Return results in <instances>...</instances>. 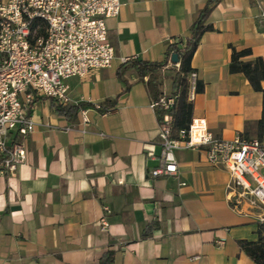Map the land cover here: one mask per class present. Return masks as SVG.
Here are the masks:
<instances>
[{"label":"crops","instance_id":"1","mask_svg":"<svg viewBox=\"0 0 264 264\" xmlns=\"http://www.w3.org/2000/svg\"><path fill=\"white\" fill-rule=\"evenodd\" d=\"M120 1L119 16L106 20L111 66L70 81L69 98L86 104L89 123L79 126L78 117L55 114L49 99H34L26 161L14 176H0V264H99L107 250L115 252L111 264H255L236 242L256 240L258 222L230 208L228 172L210 166L203 147L174 149L176 174L149 176L161 165L158 119L133 71L114 107L92 108L120 94L115 71L125 60H162L206 0ZM262 10L264 0H221L191 58L203 84L192 118L224 140L257 138L262 94L228 65L232 49H249L244 60L260 58L264 66ZM170 91L166 77L162 92ZM148 225L151 233L142 237Z\"/></svg>","mask_w":264,"mask_h":264},{"label":"built area","instance_id":"2","mask_svg":"<svg viewBox=\"0 0 264 264\" xmlns=\"http://www.w3.org/2000/svg\"><path fill=\"white\" fill-rule=\"evenodd\" d=\"M122 6L120 0H0V176H14L26 161L23 138L35 127L31 112L36 96L77 104L69 98L70 81L111 66L114 49L106 20L118 17ZM258 19L264 22V10ZM196 82V72L191 71L190 102ZM175 99L163 93L151 102L158 119L161 165L149 176L176 174L174 149L203 147L208 164L228 172L225 189L230 208L264 224V137L237 134L224 140L208 131L204 119L192 118L187 130L171 139ZM92 108L99 112L102 105L94 103ZM77 117L79 126L89 123L85 107ZM145 150L147 157H153L152 145H145Z\"/></svg>","mask_w":264,"mask_h":264},{"label":"trees","instance_id":"3","mask_svg":"<svg viewBox=\"0 0 264 264\" xmlns=\"http://www.w3.org/2000/svg\"><path fill=\"white\" fill-rule=\"evenodd\" d=\"M221 0H206L205 5L198 10L196 18L188 28V34L174 42H170L165 50L164 57L160 61H146L139 59L125 60L115 71L116 78L122 84L120 94L115 98L106 100L99 111L104 113L114 107L118 98L127 93L131 84L126 80L125 74L133 71L137 81L145 86L148 97L154 101L163 94L162 83L166 77L171 81V91L169 95L176 96L174 105L170 110L172 116L170 127V138L177 139L180 130H187L192 119V102L187 100L188 83L187 76L192 71L190 62L198 46L201 36L212 29L208 18ZM177 54L178 67L171 66L166 68L170 62L171 55ZM250 56L249 49L236 51L232 49L230 63L228 65L229 73H241L249 82L252 89L262 94V114L256 122L257 138L264 137V88L261 82L264 81V66L260 58L244 60ZM169 74L166 76L164 72ZM203 84L196 82L195 93H201ZM50 107L58 116L65 118L70 122H75L78 111L86 106L84 103L60 104L53 99H49ZM158 114V110H157ZM151 225H148L143 231L142 237H147L151 233ZM238 248L255 264H264V224L258 223L256 229V240L249 241L245 239L237 240ZM114 251L107 250L99 258V264H111L114 258Z\"/></svg>","mask_w":264,"mask_h":264},{"label":"water","instance_id":"4","mask_svg":"<svg viewBox=\"0 0 264 264\" xmlns=\"http://www.w3.org/2000/svg\"><path fill=\"white\" fill-rule=\"evenodd\" d=\"M170 61H171L172 63H177V61H178V60H177V54H175V53L172 54V55H171V59H170Z\"/></svg>","mask_w":264,"mask_h":264}]
</instances>
